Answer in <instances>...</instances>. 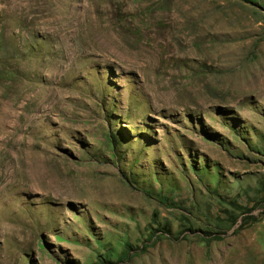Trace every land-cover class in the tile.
<instances>
[{
    "label": "rangeland",
    "instance_id": "obj_1",
    "mask_svg": "<svg viewBox=\"0 0 264 264\" xmlns=\"http://www.w3.org/2000/svg\"><path fill=\"white\" fill-rule=\"evenodd\" d=\"M249 1L0 0V264H264Z\"/></svg>",
    "mask_w": 264,
    "mask_h": 264
},
{
    "label": "trees",
    "instance_id": "obj_2",
    "mask_svg": "<svg viewBox=\"0 0 264 264\" xmlns=\"http://www.w3.org/2000/svg\"><path fill=\"white\" fill-rule=\"evenodd\" d=\"M245 1H249V0H245ZM250 2V1H249ZM154 232H160V231H158L157 229H154ZM151 235H150V239H153L154 237H155V233H150ZM128 256H129V253H127V252H125V253H123L121 256H119V258L121 259V258H123V257H127L128 258ZM113 257V255L112 254H109V258H112ZM109 261H108V259L106 258V257H102V256H100V257H98V259H97V264H107Z\"/></svg>",
    "mask_w": 264,
    "mask_h": 264
}]
</instances>
